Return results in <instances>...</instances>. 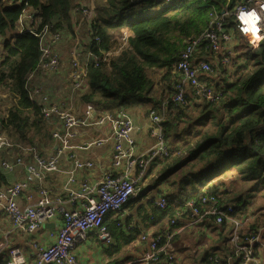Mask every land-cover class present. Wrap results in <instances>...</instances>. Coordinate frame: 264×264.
Segmentation results:
<instances>
[{"label": "trees", "instance_id": "1", "mask_svg": "<svg viewBox=\"0 0 264 264\" xmlns=\"http://www.w3.org/2000/svg\"><path fill=\"white\" fill-rule=\"evenodd\" d=\"M137 1L140 0H95L92 16L84 22L80 39L86 76L79 88L73 87V80L68 77L69 86L61 97L63 106L77 114L80 104L85 107L91 103L97 110L116 113L120 108L127 111L142 105L149 97L152 104L145 112L149 115L151 109L159 111L160 103L166 100L162 125L170 153L154 161L160 163L156 179H163L168 186L167 193L162 195L181 203L186 199L198 203L202 194L215 195L219 206L232 204L233 213L239 214L248 196L258 191L264 195V39L254 47L247 38L233 32L235 54L229 57V63L212 55L209 59L213 71L203 75L222 90L219 100L197 101L186 92L185 102L174 103L169 99L178 81L173 64L186 42L200 35L214 14L222 11H227L225 27L234 28V16L230 12L245 0H163L166 5L161 9L133 17ZM81 4V0H0V86L7 88L14 98L7 111L0 114V123L17 151L21 152V146L36 147L44 154L40 147L48 148L54 143L52 130L58 123H50L42 105L30 98L31 91L38 87L31 80L40 69L37 66L42 32L48 29L50 33L58 31L72 36V12ZM24 11L31 15L25 18L30 30L20 31L18 20ZM248 49L252 50L250 56L246 53ZM201 50L210 55L204 43ZM88 52L97 56V60L87 55ZM59 63L60 60L54 69L38 72L59 75L63 71ZM154 67L165 69L157 82L148 74V69ZM51 81L39 86L49 96V103H56L52 99ZM192 113L194 116L186 117ZM184 116L186 128L179 129L177 123ZM209 182L207 188L202 187ZM6 184H9L7 175L0 167V186ZM132 201L128 199L123 207ZM177 211V205L169 202L165 209L152 205L146 215L154 223L166 215L171 219ZM184 213L190 215L191 211L186 209ZM113 215L109 222L107 217L104 219L112 239L127 233L126 239L132 240L138 227L126 222L121 211ZM263 224L264 210H261L249 222V231H238L239 237L256 234ZM217 226H221L223 235L230 240L233 226L226 222ZM227 251L233 254L234 247H228ZM208 260L214 264L226 263L221 258L218 262Z\"/></svg>", "mask_w": 264, "mask_h": 264}, {"label": "built area", "instance_id": "2", "mask_svg": "<svg viewBox=\"0 0 264 264\" xmlns=\"http://www.w3.org/2000/svg\"><path fill=\"white\" fill-rule=\"evenodd\" d=\"M92 9L93 5L83 10L84 19L87 20L92 16ZM226 13L227 11H222L221 14H214L208 27L200 35L186 42L178 60L173 64L174 71L178 73V81L169 99L174 103L185 102L186 92H190L197 101L219 100L222 90L206 81L203 75L213 71L209 59L213 58L212 55L225 64L229 63V57L233 55V32L237 31L247 38L254 47L264 39V0H245L237 3L230 12L234 16V28L225 27ZM25 18H31L27 11H24L18 20L20 31L30 30L25 25ZM45 36L50 37L51 42H56L60 39L61 32L50 33L45 29L40 36L41 58L37 67L43 70L54 69L58 65V53L51 49ZM95 38L97 42L100 41ZM203 43L210 55L202 52ZM77 44L70 55L72 57L70 77L75 88L81 87L86 76V66L78 59L80 47H77ZM87 55L97 60V56L93 53L88 52ZM30 98L36 99L42 105L41 109L46 118L54 117L58 122V126L52 130L54 143L48 147L55 145V149L47 155H42L36 147L21 146L19 155L5 156L0 160V167L5 171L13 170L19 165L24 169L22 179L0 186V206L14 228L27 232L39 230L46 222L60 216L61 224L55 231L47 230L42 240L30 242L32 256L30 264H79L74 252L76 243L84 240L92 231H96L103 242L111 243L113 239L104 224V219L111 213L121 211L126 201L135 195L136 188L149 165L169 155L170 146L162 125L166 100L160 103L159 111L151 109L149 112V134L154 138V144L144 153H137L135 138L132 135L134 124L130 114L123 108L111 113L107 110H97L93 104L88 103L81 114L77 115L71 112L70 108L49 103V96L40 86L31 91ZM90 126L109 128V137L112 140L111 165L103 172L98 182L81 180L77 191L72 187L77 171L91 169L94 162L90 159L78 158L71 153L75 148L72 139L78 128ZM103 141L104 139L97 138L84 146H90L92 143L100 144ZM11 145L0 123V148ZM67 151V158H71L72 163L70 166H62L60 158ZM54 172L66 175L64 189L78 201L74 208L65 207L63 199L52 196L43 185L46 175ZM34 183L37 187L36 200L32 204L19 206L17 198L29 190ZM177 204L180 209L169 220V223L176 228L168 230L165 235L141 233L140 237L147 241V247L139 256L122 264H157L162 258L165 264H178L174 252L166 248L162 236L170 240L175 232L184 227L181 215L186 209L190 210V215L194 217L191 222L203 217H211L217 225L222 222L231 224L233 230L230 242L234 247L233 257L242 264H260L254 251L257 234L243 239L239 237L238 231L249 217L234 214L232 204L219 206L217 196L207 194H202L198 203L194 199H186ZM155 205L159 209H165L168 198L160 195ZM208 258L220 261L216 254L209 255ZM5 263L27 264V257L21 248L12 246L6 252Z\"/></svg>", "mask_w": 264, "mask_h": 264}, {"label": "crops", "instance_id": "3", "mask_svg": "<svg viewBox=\"0 0 264 264\" xmlns=\"http://www.w3.org/2000/svg\"><path fill=\"white\" fill-rule=\"evenodd\" d=\"M140 106L128 109L127 112L130 114L134 124L132 135L135 138L136 151L137 153H144L154 144V138L149 134V115H146V109L141 110ZM83 109L84 107L78 106L76 111L79 112H77V115H80ZM109 136L110 130L106 126L101 128L94 126L78 128L75 132V136L72 139V144L75 145V148L71 153L78 158L90 159L94 162V166L91 169L77 171L75 182H73L72 186L75 190H79L81 180L85 179L90 181V183L98 182L103 172L110 167L112 140ZM97 138H102L104 141L100 144L92 143L90 146H84ZM46 147L47 145L40 147L44 150L42 155H47L51 150L55 149V145L48 149ZM10 149L14 148L0 150V160L5 156L12 157L17 153V155L21 153L15 149L10 152ZM67 156L68 151L61 156L60 162L62 166L71 165L72 160L67 158ZM159 166L160 163L158 161L149 165L138 184L139 191L137 195L132 198V203L124 206L121 210V216L125 221L138 227V233L135 237L128 241L126 239L127 233H124L125 235L118 236L111 243H105L99 238L96 231H92L84 240L78 241L74 247L79 264H122L139 256L147 247V241L142 240L140 237L141 233L146 232L149 235L163 234L169 228V230L176 228V226L169 223L170 217L167 215L154 223H151L146 215L150 211L151 206H155L156 199L162 193H167L166 191L168 190V186L163 179H156L160 169ZM3 171L6 173L9 183L24 177V169L21 165L16 166L13 170ZM65 181V174L54 172L46 175L43 185L52 196L61 197L65 207L71 209L78 204V201L65 191ZM209 184L210 182L202 187L207 188ZM202 187L198 186V188ZM36 188V184H32L29 190L17 198V204L19 206L32 204L37 198ZM168 201L177 205V209H180L179 204H177L178 200L168 199ZM261 210H264V195L258 191L247 197L246 206L240 210L239 214L248 216L249 219L244 222L239 230L244 233L249 231V222ZM108 216L109 222V219L113 218L114 215L111 213ZM193 219L188 213H184L181 216L184 227L175 232L170 240L165 238L166 248L174 252L178 264H214L208 260V256L214 254L226 260L228 264H242L236 257H233L234 254H228V247H232V244L223 235L221 226H217L211 217H203L191 222ZM48 223V226L44 225L41 229L33 232L14 228L11 220L0 206V264H6V252L12 246L21 248L27 257V264H30L32 261L30 242L42 240L47 230L55 231L61 224V218L56 216L49 220ZM255 233L257 234V239L254 243L255 256L260 264H264V224L260 225ZM157 264H165L164 259L162 258Z\"/></svg>", "mask_w": 264, "mask_h": 264}, {"label": "rangeland", "instance_id": "4", "mask_svg": "<svg viewBox=\"0 0 264 264\" xmlns=\"http://www.w3.org/2000/svg\"><path fill=\"white\" fill-rule=\"evenodd\" d=\"M81 1H82V4L80 6H78V5L75 6V8L73 9V12H72V36H70V34H65V33L62 34L61 33L62 35H61L60 39L57 40L56 42H51L50 37H48L47 42H48V44L51 45V49L55 50L58 53V60H60L59 66H62L63 71L61 70V74L55 75V74H52L50 72H46V73L45 72H38V71H42L39 69L38 71L35 72L32 80H31L33 85H38V86L41 85L46 80H48V81L52 80L51 81V84L53 86V90L51 91V93L53 94L52 99H53V101L56 100V103L60 104L62 106H63L64 98H61V97L64 96V94L66 93L67 87L69 86L68 77L70 76L71 69H72L71 68L72 57L70 56L71 51L73 49H75L74 47L76 46V43H78L77 47H80L81 40H82V34H83L82 32L85 29L84 22L86 21V19H84V17H83V10L85 8H90L91 5H93L95 3V0H81ZM165 5L166 4L164 3L163 0H140L134 4V6H136L137 9L133 12L132 16L133 17L143 16V15H146L150 12H155V11L161 9L162 7H164ZM80 34H81V37H80ZM124 36H125V34H124ZM83 39H84V36H83ZM240 42H242V41H240ZM78 50H79L78 59L80 61H82L83 59H85L84 52L82 51L83 49L79 48ZM246 53L248 56H250L252 53V50L248 49ZM233 54H235V53L233 52ZM164 70L165 69L161 68V67H154V68L148 69V74L151 76V78L155 82H157V80L159 79L160 75L162 74V72ZM262 76H264V74H262ZM214 78H216V74H215ZM40 88L42 89L41 86H40ZM155 92H156V95H159L160 90H158V88L156 87ZM55 97L60 98V99H55ZM13 102H14V98L12 97V94L9 92V90L5 87L0 86V114L2 115L4 112H6L7 108L11 104H13ZM151 104H152V99L148 97L147 99H145L144 103L140 106V108H141V110L142 109L145 110ZM80 107H83V104H80ZM191 116H194V114L193 113L189 114L186 117L189 118ZM48 119H49L50 123H55V121H56V119L54 117H51ZM186 121H187V118H185V116H184V118L177 123L178 128L179 129L186 128V124H187ZM12 145L8 146L6 148H12ZM11 151H14V149H10V152ZM206 175H207L206 172L203 173V178H206ZM138 191L139 190H138V186H137L136 191H135V195L132 196V198H134L137 195ZM168 203H169V201H168ZM257 204H259V203H257ZM224 264H226V263H224Z\"/></svg>", "mask_w": 264, "mask_h": 264}, {"label": "water", "instance_id": "5", "mask_svg": "<svg viewBox=\"0 0 264 264\" xmlns=\"http://www.w3.org/2000/svg\"><path fill=\"white\" fill-rule=\"evenodd\" d=\"M45 225H46V226H48V225H49V223H48V222H46V223H45Z\"/></svg>", "mask_w": 264, "mask_h": 264}]
</instances>
